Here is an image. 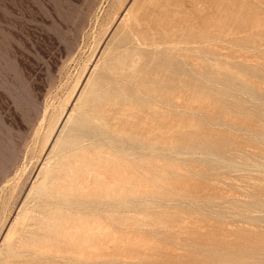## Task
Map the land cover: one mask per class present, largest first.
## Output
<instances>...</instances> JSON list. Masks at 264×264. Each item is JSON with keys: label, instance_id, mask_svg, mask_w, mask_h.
I'll list each match as a JSON object with an SVG mask.
<instances>
[{"label": "rangeland", "instance_id": "374dc122", "mask_svg": "<svg viewBox=\"0 0 264 264\" xmlns=\"http://www.w3.org/2000/svg\"><path fill=\"white\" fill-rule=\"evenodd\" d=\"M0 264H264V0H0Z\"/></svg>", "mask_w": 264, "mask_h": 264}, {"label": "bare ground", "instance_id": "6f19581e", "mask_svg": "<svg viewBox=\"0 0 264 264\" xmlns=\"http://www.w3.org/2000/svg\"><path fill=\"white\" fill-rule=\"evenodd\" d=\"M69 119H70V118H69ZM67 120H68V118H67ZM55 171H56V170H55ZM57 171H58V170H57ZM57 171H56V172H57ZM55 174H56V173H55ZM66 174H67V173H66ZM59 175H60V174H59ZM51 181H52V180H51ZM109 188H110V187H109ZM132 190H133V189H132ZM132 190H131V191H132ZM134 191H135V190H134ZM33 214H34V213H33ZM38 214H39V213H38ZM37 217H38V215H37ZM43 217H44V216H43ZM1 250H2V249H1ZM8 251H10V249H9ZM11 251H12V250H11ZM6 252H7V251H6ZM27 253H28V252H27ZM5 254H6V253H5ZM57 263H58V262H57Z\"/></svg>", "mask_w": 264, "mask_h": 264}]
</instances>
